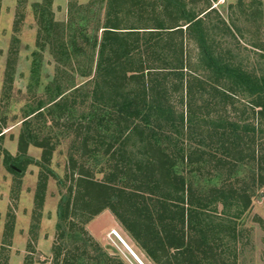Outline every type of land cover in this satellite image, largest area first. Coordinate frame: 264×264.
<instances>
[{"label":"trees","instance_id":"trees-1","mask_svg":"<svg viewBox=\"0 0 264 264\" xmlns=\"http://www.w3.org/2000/svg\"><path fill=\"white\" fill-rule=\"evenodd\" d=\"M150 1L155 6H166L179 14L184 24L168 28L164 22H160L153 29L159 32L173 29V32L183 33V27H186V33L198 45L200 63L209 74L213 89L220 93L224 90L222 85L226 84L231 93L264 99V76L258 78L251 75L217 52L205 21L187 8L185 0ZM25 2L19 0L21 5ZM53 2L43 0L32 5L39 31L28 85L31 98L23 109L19 152L13 155L4 149V166L18 181L22 180L30 165L41 169L35 198L37 224L42 217L41 209L50 177L66 186V180L50 167L59 144L54 140L57 138L53 135L55 127L60 128L59 133L63 136L71 132H75L76 138L82 136L81 146L90 151L97 165L104 162L111 172L102 182L89 178L84 172L79 173L80 177L74 180L78 195L73 196L76 191L72 186L62 194L58 204L57 238L52 247V264H115L114 259L82 225L103 208L113 211L125 230L156 264H214L215 254L209 241L210 229L205 208L194 206L193 200H189L186 206L183 200L185 196L177 198L173 192L177 188V192L180 189L185 194L186 191V179L178 164L184 165L185 160L189 161V165L194 163L195 153L186 156L181 142L186 129L190 130V135H194L197 117L192 104L189 103V116L186 119L184 113L175 111L170 101L172 89H179L177 84L172 88L168 86L170 74L167 73L170 72L153 70L155 72L147 73L155 74L148 77L143 66H135V54L142 55L153 48L151 36L148 37L151 34L141 36L139 29L152 28L133 27L121 32L120 13L123 7L143 6L149 0H104V18L94 20L92 28L88 12H92L96 0L85 7L78 6L76 1L71 2L66 23L55 20ZM14 42L18 43L19 39L14 37ZM48 45L58 58L59 65L53 81L43 85L42 52ZM11 52L16 54L14 46ZM78 58L89 61L90 65L79 68L81 76L89 77L81 86L70 82L73 77L66 80L70 73L62 64H71ZM13 72L10 66L7 73L9 82L13 80ZM180 87L183 88V84ZM39 92L42 94L38 95ZM221 93L226 95L225 92ZM260 106L257 104V107ZM210 123L208 126L213 127L212 132L223 146L225 138H233L232 144L237 147L244 140L243 132H255L251 126L239 122L210 119ZM31 146L42 149L40 160L29 156ZM71 157L75 166L76 160L73 155ZM167 183L172 191L161 192ZM82 188L86 192L81 196ZM217 191L214 201L216 205L224 206L225 216L231 220L242 217L248 204H242L236 196L231 198L223 190ZM189 193L192 194L191 189ZM87 197L89 199L85 200ZM81 201L88 209L91 207V216L87 215L81 222H76L72 218ZM95 202L100 205L98 210L92 206ZM231 207L235 208V212H231ZM214 212H217V208ZM8 217L5 233L12 236L16 217L12 211ZM36 227L33 226V229ZM8 245L10 242H5L3 250ZM28 247L32 249V242ZM30 253L25 264H34V252L30 250ZM8 259L9 256L0 264H8Z\"/></svg>","mask_w":264,"mask_h":264},{"label":"rangeland","instance_id":"rangeland-1","mask_svg":"<svg viewBox=\"0 0 264 264\" xmlns=\"http://www.w3.org/2000/svg\"><path fill=\"white\" fill-rule=\"evenodd\" d=\"M42 1L26 0L21 5L19 0H0V131L3 134L0 138V262L9 256L8 264H25L30 250L34 252V264H52V247L57 238L58 204L62 194L71 186L74 192L77 190L75 181L80 177L79 173L84 172L89 178L102 182L106 174L111 172L106 163L97 165L90 151L87 152L88 149L81 146L82 136L76 138L75 132L63 136L59 133L60 128L55 127L53 135L57 138L54 140L59 144L50 167L66 180V186L50 177L41 209L42 217L37 224L35 198L41 169L30 165L22 180L18 181L4 166V149L13 155L19 152L23 109L31 98L28 85L31 81L32 54L37 50L39 31L32 5ZM73 1L85 7L94 0H54L56 21L68 22L69 7ZM185 1L187 8L205 21L211 43L217 52L251 75L258 78L264 76V0ZM104 6V0H96L92 12H88L91 28L95 24L94 20L104 18ZM120 19L121 32L133 27L152 28L139 29L141 36L151 34L148 37L151 36L153 48L142 55L136 53L135 66H143L148 77L155 74L147 73L155 72L153 70L170 72L167 73L170 74L168 86L172 88L177 84L179 88L178 91L172 89L169 97L175 111L184 113L187 119L191 103L197 117L194 135H190V130L186 129L181 141L186 156L195 153L192 165L187 160L184 165L178 164L186 179V191L184 194L182 190L177 192L178 188H172L174 196H185L183 200L186 206L189 200H193L194 206L205 208L210 229L209 241L215 254L214 264H264V99L231 93L226 84L222 85L224 90L221 91L226 93L225 96L216 88L213 89L209 74L200 63L198 45L186 33V27H183V33L173 32V29L161 32L153 29L160 22H164L168 28L184 24L179 14L172 9L155 6L149 0L143 6H124ZM148 31L158 33H143ZM14 37L19 39L18 43L14 42ZM13 46L16 48L15 55L11 52ZM53 52L49 45L42 52L43 85L53 81L57 73L59 61ZM62 64L71 75L66 80H72L73 77L70 82L77 86L89 80V77L79 73L80 67H90L89 61L78 58L71 64ZM10 66L14 71L11 82L7 80ZM257 104L261 106L257 107ZM210 119L239 122L251 126L255 132H243L244 140L237 147L232 144L231 137L224 139L223 146L212 132L213 127L208 126L211 124ZM42 152V149L34 146L28 149L29 156L36 160L41 159ZM71 155L76 160L75 166ZM217 190H223L231 198L236 196L242 204H248L242 217L231 220L225 216L224 206L216 205L214 201ZM164 191H172L168 183L161 188V192ZM85 192L82 188L81 196ZM77 195L76 191L73 196ZM92 206L98 210L100 205L95 202ZM77 207V213L72 218L76 222H81L87 215L91 216V207L88 209L82 201L78 202ZM215 208L217 212H214ZM231 208V212H235V208ZM11 211L16 219L13 234L8 236L5 226ZM82 225L114 259L115 264H156L125 230L111 209L103 208ZM33 226L38 227L33 229ZM5 242H10V245L3 250ZM30 242L32 249L28 247Z\"/></svg>","mask_w":264,"mask_h":264}]
</instances>
